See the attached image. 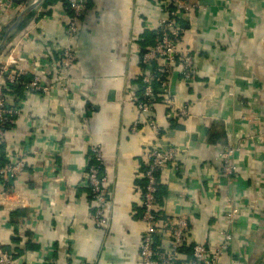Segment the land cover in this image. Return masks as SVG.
Returning <instances> with one entry per match:
<instances>
[{"label": "crops", "instance_id": "crops-1", "mask_svg": "<svg viewBox=\"0 0 264 264\" xmlns=\"http://www.w3.org/2000/svg\"><path fill=\"white\" fill-rule=\"evenodd\" d=\"M33 1L0 11V41ZM85 1L73 41L66 4L42 0L0 50V66L13 54L22 79L38 75L52 88L48 95L4 89L19 116L5 127L0 162L25 154L26 166L15 189L0 190V248L15 264H140V176L146 152L160 144L179 156L178 169L157 174L156 247L167 246L165 234L183 218L188 249L197 243L211 252L230 232L218 264H264V0H187L195 7L180 19L178 50L191 54L194 76L175 70L170 102L154 103L159 137L131 98L140 53L151 46L167 1ZM68 45L75 60L63 72L58 62ZM182 106L187 118L176 113ZM224 136L237 149L230 180L218 158ZM93 146L101 148L110 194L107 230L91 221L95 204L82 184Z\"/></svg>", "mask_w": 264, "mask_h": 264}, {"label": "built area", "instance_id": "built-area-1", "mask_svg": "<svg viewBox=\"0 0 264 264\" xmlns=\"http://www.w3.org/2000/svg\"><path fill=\"white\" fill-rule=\"evenodd\" d=\"M167 3L160 9L163 14L158 20L156 39L152 46L148 47L140 55L141 94L131 98L138 114L144 117L146 125L159 137L162 130L156 125L153 105L156 91L161 101L169 103L170 79L175 70L183 79L191 80L194 76L192 56L187 51L178 50L182 31L181 17H187L195 6L187 0H166ZM15 0H0V11H8L15 4ZM67 6V30L69 42L73 41L78 32V24L85 10V0H58ZM75 60V53L71 46H65L59 57V67L63 72L69 70ZM13 54H9L3 65L0 66V141L4 140L5 124L19 116L18 109L6 105L4 89L12 86H21L24 90L48 95L51 87L46 85L42 77L32 76L24 80L15 72ZM156 84V88H154ZM155 91V92H154ZM176 113L181 118H187L189 112L186 106L177 108ZM139 124V119L134 122L133 129ZM237 149L235 146L225 144L218 154L222 176L230 180L237 172V166L233 161ZM179 151L172 147L156 145L151 147L145 155L146 169L142 172L140 185L142 203L140 221L144 225L143 234L139 243L140 264H218V260L231 242L230 232H223V239L218 242L211 252L203 245L194 243L189 249L185 244V235L189 230L188 222L183 218L176 220V226L166 233L168 244L163 248L156 247V239L159 237L156 229L155 196L157 193L156 174L165 166L172 165L178 169L177 158ZM26 166V155L0 162V190L2 194L15 189L13 183L21 175ZM83 186L88 189V194L95 206L90 216L96 228L107 230L110 194L107 188V176L102 165V151L99 146H93L89 151L86 170L82 179ZM237 209H232L228 222H233L237 216ZM188 249V251H187ZM0 264H15L10 256L0 248ZM74 264H87L79 260Z\"/></svg>", "mask_w": 264, "mask_h": 264}, {"label": "trees", "instance_id": "trees-1", "mask_svg": "<svg viewBox=\"0 0 264 264\" xmlns=\"http://www.w3.org/2000/svg\"><path fill=\"white\" fill-rule=\"evenodd\" d=\"M51 0H44V2H50ZM15 4H20V5H23V6H26V5H28V3H29V0H15V2H14ZM23 25V23H20L19 25H18V28H20L21 26ZM181 26V25H180ZM155 39H156V32H155V34H154V38H153V42H152V44H151V46L154 44V42H155ZM150 47V46H149ZM148 48V47H147ZM147 48H144L143 50H142V52L140 53V55L147 49ZM141 87H142V85H141V79L139 78V88H138V91H137V97H138V100L139 99H141L140 98V94H141ZM154 88H156V84H154ZM155 92V91H154ZM157 94H158V92L156 91V97H155V102H157L159 99H160V97H158L157 96ZM7 124H8V122L5 124V126H7ZM226 144V136H224L223 137V140H222V142H221V145L223 146V145H225ZM146 169V167L143 169V171ZM158 174V173H157ZM157 174H156V177H157ZM141 181V183H140V185H143V182H142V180H140ZM156 181H157V193H156V196H155V200H156V198H157V194H158V191H159V183H158V180H157V178H156ZM87 191H88V189H87ZM140 215H141V213H140Z\"/></svg>", "mask_w": 264, "mask_h": 264}, {"label": "water", "instance_id": "water-1", "mask_svg": "<svg viewBox=\"0 0 264 264\" xmlns=\"http://www.w3.org/2000/svg\"><path fill=\"white\" fill-rule=\"evenodd\" d=\"M42 2V0H35L33 1L29 6H27L17 17V19L15 20V22L6 30V32L4 33L1 41H0V50L4 47L6 40L8 38V35L10 34V32L17 26L18 22L25 16L27 15L30 11H32L34 8H36L40 3Z\"/></svg>", "mask_w": 264, "mask_h": 264}]
</instances>
